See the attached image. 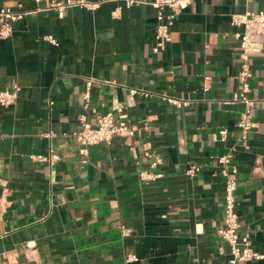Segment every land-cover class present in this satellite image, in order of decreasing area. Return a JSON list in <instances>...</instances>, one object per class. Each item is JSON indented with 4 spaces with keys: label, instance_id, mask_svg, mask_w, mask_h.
<instances>
[{
    "label": "crops",
    "instance_id": "obj_1",
    "mask_svg": "<svg viewBox=\"0 0 264 264\" xmlns=\"http://www.w3.org/2000/svg\"><path fill=\"white\" fill-rule=\"evenodd\" d=\"M261 11L264 0H195L159 54L153 4L38 12L0 40V92L20 88L14 104L0 106V264H125L128 253L136 264H228L217 234L225 202L217 160L232 147L240 234L264 254V36L262 53L244 62L233 35L241 29L231 24ZM244 64L256 127L235 146ZM90 80L88 122L123 109L137 131L132 147L115 140L80 154L70 134L81 128ZM50 148L60 157L53 166L37 159ZM145 151L160 160L156 169ZM145 170L162 178L143 181Z\"/></svg>",
    "mask_w": 264,
    "mask_h": 264
},
{
    "label": "built area",
    "instance_id": "obj_2",
    "mask_svg": "<svg viewBox=\"0 0 264 264\" xmlns=\"http://www.w3.org/2000/svg\"><path fill=\"white\" fill-rule=\"evenodd\" d=\"M195 0H154L153 3L147 0H24L15 5H0V40L7 41L12 38L17 24L25 21L30 14L54 10L63 18L71 9H83L88 12H95L103 5L108 3H117L130 9L139 4H153L157 9L155 25V46L152 49L153 54H159L164 50L167 44L172 42L171 29L176 19L186 10ZM33 4L35 7L27 9L26 4ZM122 8L116 9L112 16L114 19L120 17ZM232 26L241 29L233 35L240 42L241 59L247 62L252 56L261 54L263 51L262 38L264 36V11L258 13H247L244 15L236 14L232 16ZM47 41L58 46V43L48 36ZM253 73L249 65L244 64L240 78L243 81L242 92L234 95L235 100H240L245 105L238 124L239 138L235 146L247 139L250 132L256 127L254 122L253 110L255 101L249 99L246 93L249 90L248 79ZM86 91L83 94L84 113L78 116V122L81 128L70 134L81 146L80 154L87 158L89 156V147L106 143L111 144L115 140H120L128 148L132 147L133 139L137 135L135 127L123 117V109H116L106 114H98L94 123L88 122L87 113L90 111V98L92 80L87 82ZM20 88L14 86L12 89L0 92V106L8 107L14 104L18 98ZM135 90L131 95H135ZM170 102L176 103L171 100ZM94 113V112H93ZM96 113V112H95ZM51 139L53 134H49ZM228 131L220 132V140L226 142ZM144 158L150 160V169H156L160 160L151 151H145ZM38 160L49 163L51 166L60 161V157L50 148L49 155L38 156ZM220 176L225 179V202L223 226L217 231L218 236L228 246L229 261L228 264H253L254 262L264 260V254L256 251L252 245L250 235L242 236L240 234L241 221L238 214V173L239 169L235 163V149L218 158ZM190 173H193L191 170ZM143 181H156L162 178V174L153 173L145 170L140 173ZM122 238L131 237L133 230L124 225L119 227ZM125 264H136L139 258L134 253H128L124 258Z\"/></svg>",
    "mask_w": 264,
    "mask_h": 264
}]
</instances>
